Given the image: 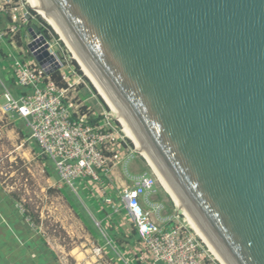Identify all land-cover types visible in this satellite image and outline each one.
<instances>
[{
  "label": "water",
  "instance_id": "1",
  "mask_svg": "<svg viewBox=\"0 0 264 264\" xmlns=\"http://www.w3.org/2000/svg\"><path fill=\"white\" fill-rule=\"evenodd\" d=\"M35 1L226 263L264 264V0Z\"/></svg>",
  "mask_w": 264,
  "mask_h": 264
},
{
  "label": "built area",
  "instance_id": "2",
  "mask_svg": "<svg viewBox=\"0 0 264 264\" xmlns=\"http://www.w3.org/2000/svg\"><path fill=\"white\" fill-rule=\"evenodd\" d=\"M23 1L0 0V20L3 18L8 22L5 28L0 25V43L7 38L15 39L22 27L29 32L28 46L41 38H45L46 43L40 44L34 53L20 47L17 56L12 57L4 70L8 80L26 89L27 94L14 95L0 74L5 99L1 111L5 116L25 123L31 140L40 147L41 155L54 165L62 188L78 195L82 186L100 189L108 186L115 169L123 161L133 159L134 152L120 135L111 115L105 111H93L79 98L81 79L77 80L74 77L76 73H72V69L66 67L64 60L56 54L58 44L53 35L43 25L31 22L35 18L28 10V2L24 4ZM33 26L41 29L40 35L34 37L31 34ZM46 46L49 58L53 60L42 66L34 54ZM57 71L61 72L67 87H60L54 81L53 74ZM91 117L103 119L91 124ZM157 184L156 178L148 174L134 179L133 185L120 195L121 207H113V215L125 211L134 224L140 238L138 254L148 258L150 264L213 262L190 226L183 224L176 215L162 218L160 214L164 205L148 202L150 194L156 192ZM145 199L154 210L145 206L142 202ZM20 208L27 214L22 206ZM26 221L35 227L30 216ZM97 226L100 227L98 223ZM101 232L108 245L112 246L107 234L103 230ZM102 251V248L94 247L93 253L99 256Z\"/></svg>",
  "mask_w": 264,
  "mask_h": 264
},
{
  "label": "rangeland",
  "instance_id": "3",
  "mask_svg": "<svg viewBox=\"0 0 264 264\" xmlns=\"http://www.w3.org/2000/svg\"><path fill=\"white\" fill-rule=\"evenodd\" d=\"M26 1L28 2V0H24L23 3L26 4ZM28 5L30 14L35 18L31 22L33 24L37 22L38 26L43 25L48 32L53 35L55 42L58 44L55 48L56 54L64 60L66 67L70 70L72 69V73H76L74 77H77V80H79V78L81 79V84L78 87L80 91L79 98L81 100H86L89 96L96 97L100 104V106L97 107L100 108L99 112L105 111L109 116H112L111 119L116 124L120 135L125 138L128 147L134 154L140 158V160L137 159L135 161L132 159V161L129 160L131 162L126 161L128 163V169L132 171L134 168L133 170H136V172H134L135 176L148 174L156 178L158 182L156 187L157 194H160V197L166 200V205L171 206L173 215L179 216V220L183 224L191 227L192 232L196 234L198 240L201 242L205 253L214 260L210 264H223L214 255V252L204 238L199 235L197 229L192 225L188 217L183 214L172 201L169 194H167L162 184L159 182L160 180L157 174L154 173L155 171L149 166L140 151V154L137 153V144L134 142L133 138L125 132L118 117L100 95L91 79L85 74L81 65L76 61L60 36L45 19V21L42 19L43 17L41 18L37 14L39 11L34 6L29 3ZM20 39L22 42L21 47L27 51L29 32L28 29L23 27L20 29V33L15 39L7 38L4 42L0 43V60L2 64L12 60V57L17 56V50L20 48ZM1 65L0 70H2ZM78 65H80V67ZM87 101L90 103V99ZM4 104L5 101L0 94V188L16 196V201L21 204L32 221L35 222V230L38 228L40 234L54 246L56 251L63 252L59 254L61 263L104 264L103 260L106 259V255L101 254L98 256L93 253V247H98L97 243L90 239L86 241V233L82 230H77L76 232V225L73 226L74 223H76L75 219L77 215L82 213L89 217L93 215L90 209H85L84 207L85 198L79 199L77 196L75 197L68 190L61 187L54 165L52 163H46L41 159L40 151L35 149V141L31 140V134L27 130L25 123L21 120L16 123L10 116H5L2 113L1 107ZM90 108L93 107L90 106ZM21 130L23 132H21ZM133 182L131 184H133ZM153 196V194H150L148 198L154 205L155 201L152 198ZM142 202L145 203V200ZM74 203L80 206L77 212L75 211L76 209H74L76 206L74 208L72 207ZM146 207L154 210L150 205ZM130 227L135 229L132 225ZM69 232L74 235H70L69 237Z\"/></svg>",
  "mask_w": 264,
  "mask_h": 264
},
{
  "label": "crops",
  "instance_id": "4",
  "mask_svg": "<svg viewBox=\"0 0 264 264\" xmlns=\"http://www.w3.org/2000/svg\"><path fill=\"white\" fill-rule=\"evenodd\" d=\"M8 63L9 61L2 64L0 60V65L2 64L0 74L6 84L10 82L4 71ZM9 90L16 95L10 88ZM2 92L1 87L0 94L5 101ZM89 99L90 103L87 101ZM84 101L93 107L96 112L100 111V108H97L100 104L96 97L89 96ZM11 118L16 123L20 121L18 118ZM22 130L21 132H23ZM35 149L37 148L35 147ZM41 157L46 163H49L48 159H45L42 155ZM137 159L140 160L133 153L132 160L135 161ZM133 169L132 171L128 169V163L125 160L115 169L111 184L108 186L101 187V189L82 186L78 195L64 188L79 199L85 198V209L92 211V217L84 213L77 215L76 223L73 226L76 225V232L77 230H82L86 233V241H89V239L95 241L98 247L103 249L102 255H106V259L103 260L104 264H150L148 258L138 254L137 245H139L140 238L136 228L130 227L131 225L134 226V224L130 221L126 212L122 211L119 215H113V207H121L120 195L123 190L131 187L133 185L131 183L135 178L141 177L135 176L134 172L136 170ZM153 195L154 205L167 204L166 200L161 198L160 194H157V190ZM15 197L12 193L0 188V264H63L59 259L60 252H63L56 251L54 246L40 234L38 228L35 230L26 221V217L29 215L22 212L21 204L16 201ZM160 199L162 203L159 202ZM148 202H151L149 198ZM148 202L147 200L145 201L146 206L149 205ZM75 206L76 208H74ZM72 207L76 209V212L80 209V206L75 203ZM160 215L162 218L166 217V210L161 212ZM33 223L35 224V222ZM97 223L100 227L96 226ZM101 230L107 234L108 239L113 244L112 246L108 245L107 239L102 235ZM135 233L136 235H134ZM68 235L70 237V235L74 234L69 232Z\"/></svg>",
  "mask_w": 264,
  "mask_h": 264
},
{
  "label": "bare ground",
  "instance_id": "5",
  "mask_svg": "<svg viewBox=\"0 0 264 264\" xmlns=\"http://www.w3.org/2000/svg\"><path fill=\"white\" fill-rule=\"evenodd\" d=\"M28 3L32 6H34L38 11L39 14L43 17V19H45L47 21V23L55 30V32L60 36L61 40L66 44V46L68 47V49L70 50V52L73 54L74 58V52L70 49L62 31L55 25L54 21L48 16V10L47 9H43V5L41 1H35V0H28ZM34 9V8H33ZM76 59V58H75ZM80 66V65H79ZM82 67V66H81ZM82 69L84 70L85 74L91 79L92 83L95 85V87L97 88L98 92L100 93V95L103 97V99L107 102L108 106L111 108L108 100L104 97L102 91L98 88L94 78L82 67ZM112 110V108H111ZM113 111V110H112ZM114 113V112H113ZM115 114V113H114ZM116 115V114H115ZM117 116V115H116ZM125 132L130 135L134 142L137 144L138 148L137 150L140 151L141 155L145 158V160L147 161V163L149 164V166L155 171L154 173L157 174V177L159 178V182L162 184L163 188L165 189V191L167 192V194H169L170 197L173 198L175 204L177 205V207L180 209V211L185 214L188 219L190 220V222L192 223V225L195 226V228L197 229L199 235L201 237L204 238V240L208 243V245L210 246L211 250L214 252V255L223 263V264H229L226 263L225 258L222 256V254L220 253V251L218 250V248L216 247V245L211 241V240H206L205 238V234L202 230V228L189 216L185 206L176 198L171 186L164 180L162 174L155 168L153 162L150 160L149 156L147 153H145L140 144L136 141L134 135L130 132L129 129H124ZM133 142V143H134ZM134 143V144H135ZM135 144V145H136ZM136 146V147H137ZM79 257V256H78ZM81 257V256H80Z\"/></svg>",
  "mask_w": 264,
  "mask_h": 264
},
{
  "label": "trees",
  "instance_id": "6",
  "mask_svg": "<svg viewBox=\"0 0 264 264\" xmlns=\"http://www.w3.org/2000/svg\"><path fill=\"white\" fill-rule=\"evenodd\" d=\"M15 1H19V0H15ZM34 10V9H33ZM37 12V11H36ZM37 14L42 18V16L37 12ZM43 19V18H42ZM44 20V19H43ZM45 21V20H44ZM7 20L6 19H3L1 18L0 20V25L2 28H5L7 26ZM41 30V29H40ZM22 46V42H21V39H20V42H19V47ZM76 62V61H75ZM77 63V62H76ZM79 66V65H78ZM80 67V66H79ZM53 79L54 81L57 83V85H59L60 87H67V84L63 81L62 79V76H61V72L60 71H57L53 74ZM8 84V87L16 94V95H19V94H27V90L26 89H22V88H19L18 86H16L13 82H7ZM0 92H1V86H0ZM103 118L102 117H99V118H94V117H91V124H95V123H99ZM35 143V142H34ZM35 147L39 150H40V147L38 146V144L35 143ZM41 153V152H40ZM41 159L43 160V158L41 157ZM44 161V160H43ZM49 163H51L49 161ZM160 203H162L161 199L159 201ZM164 205V210H166L167 212V215L166 216H171L173 215L172 213V209H171V206H168L166 204H162ZM136 235V233L134 234ZM135 238V237H134Z\"/></svg>",
  "mask_w": 264,
  "mask_h": 264
}]
</instances>
